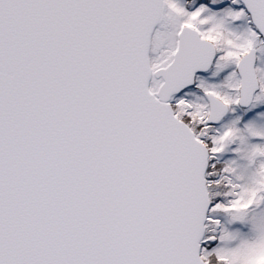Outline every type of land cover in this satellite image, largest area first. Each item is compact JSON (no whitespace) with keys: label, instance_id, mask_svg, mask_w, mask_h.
<instances>
[{"label":"snow or ice","instance_id":"obj_1","mask_svg":"<svg viewBox=\"0 0 264 264\" xmlns=\"http://www.w3.org/2000/svg\"><path fill=\"white\" fill-rule=\"evenodd\" d=\"M0 264H264V0H0Z\"/></svg>","mask_w":264,"mask_h":264}]
</instances>
